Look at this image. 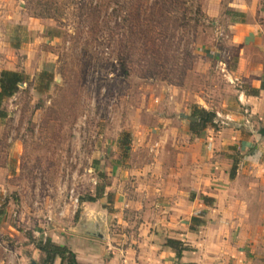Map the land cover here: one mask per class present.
Segmentation results:
<instances>
[{
    "label": "rangeland",
    "instance_id": "1",
    "mask_svg": "<svg viewBox=\"0 0 264 264\" xmlns=\"http://www.w3.org/2000/svg\"><path fill=\"white\" fill-rule=\"evenodd\" d=\"M0 4V71L16 70L24 76L18 92L2 103L0 166L9 174L0 173V180L11 182L15 190L25 187L34 200L41 197L45 213L40 218H70L65 221L68 229L80 218L106 217L122 227L119 218L133 212L115 204L112 190H124L123 170L137 162L133 149L158 134L163 122L159 113L169 112L170 96L189 94L193 106L200 96L208 99L211 94L217 101L232 94L220 69L221 60L238 52L229 38L232 25L255 24L264 36V0ZM232 10L244 15L232 16ZM41 11L53 17L35 16ZM249 53L256 50L250 47ZM128 134L129 147L123 143ZM234 155L237 162L240 155ZM113 183L117 187L108 189ZM16 192L9 194L13 198ZM100 194L96 201L82 200ZM42 196L50 198V210ZM86 226L82 229L98 243L89 250L93 245L96 254L108 247L106 239L91 233L96 227ZM21 230L13 236L2 231L0 264H40L42 256L34 245L39 238L50 237L70 249L76 246L73 230ZM96 258L101 259L100 254Z\"/></svg>",
    "mask_w": 264,
    "mask_h": 264
},
{
    "label": "crops",
    "instance_id": "2",
    "mask_svg": "<svg viewBox=\"0 0 264 264\" xmlns=\"http://www.w3.org/2000/svg\"><path fill=\"white\" fill-rule=\"evenodd\" d=\"M0 1L8 4V0ZM232 26L229 38L238 52L220 61L232 94L221 95L217 101L211 94L193 101L217 113L219 128L208 127L194 135L189 94L170 96L169 112L159 113L163 122L158 134L143 140L139 150V146L133 149L137 162L123 170L124 190L113 189L116 183L108 185L115 191V204L133 212L119 218L122 227L109 217L80 218L69 229L65 221L70 218H53L48 223L40 218L45 213L38 201L41 197L34 200L25 187L15 190L11 182L0 180L2 231L13 236L23 226L33 233L73 230L76 246L71 250L81 264H264V136L260 133L264 127V36L255 24ZM250 47L255 54H248ZM235 82L246 85L236 88ZM234 153L240 155L237 162ZM234 163L237 170L231 177ZM0 173L7 174L8 169L0 166ZM254 176L261 180L255 181ZM13 191L17 194L12 198ZM203 196L210 200L204 201ZM47 197L45 206L50 210ZM202 212L205 223L192 229V217ZM88 223L96 227L92 234L107 240L108 247L96 254L93 245L90 250L88 246L98 243L82 229ZM168 238L182 240L192 250L179 259L166 244ZM99 254L101 259L96 258Z\"/></svg>",
    "mask_w": 264,
    "mask_h": 264
},
{
    "label": "trees",
    "instance_id": "3",
    "mask_svg": "<svg viewBox=\"0 0 264 264\" xmlns=\"http://www.w3.org/2000/svg\"><path fill=\"white\" fill-rule=\"evenodd\" d=\"M31 1V0H30ZM36 13V14H35ZM230 15L243 16V12L239 11H230ZM35 16L39 17H53L51 14L41 12H34ZM24 82V76L21 72L11 69H3L0 71V116L2 113V103L6 98H10L15 95L21 83ZM217 113L213 110H208L205 107L194 104L191 108V114L189 116L190 120V130L194 135H200L208 127H213L218 129L219 126L216 122ZM131 141L130 134L123 141L124 145L129 147ZM237 170V163H234L230 176L234 177ZM102 195L90 196L88 198H83L82 200H94L96 201ZM204 201L210 200L207 196H203ZM1 213V208H0ZM204 216V213H200L199 216L192 217V229H196L198 225L205 223L201 217ZM185 242L179 239L168 238L167 245L173 248L176 252V257L181 258L184 251H190L192 248L189 245H185ZM35 246L42 253V259L40 264H56L57 259L61 260L60 264H81L76 253L71 250L68 246L58 244L54 242L50 237L39 238L34 240Z\"/></svg>",
    "mask_w": 264,
    "mask_h": 264
},
{
    "label": "built area",
    "instance_id": "4",
    "mask_svg": "<svg viewBox=\"0 0 264 264\" xmlns=\"http://www.w3.org/2000/svg\"><path fill=\"white\" fill-rule=\"evenodd\" d=\"M71 197L73 198L74 203H79V197L78 196H74L73 194L71 195ZM60 214H63V211L60 212ZM47 220L49 222H51L53 220V217L51 216V214H49L47 216ZM2 234V228H0V235Z\"/></svg>",
    "mask_w": 264,
    "mask_h": 264
},
{
    "label": "water",
    "instance_id": "5",
    "mask_svg": "<svg viewBox=\"0 0 264 264\" xmlns=\"http://www.w3.org/2000/svg\"><path fill=\"white\" fill-rule=\"evenodd\" d=\"M260 133L264 136V127L260 130ZM32 264H36V262H33ZM178 264H189V263L181 262V263H178Z\"/></svg>",
    "mask_w": 264,
    "mask_h": 264
}]
</instances>
